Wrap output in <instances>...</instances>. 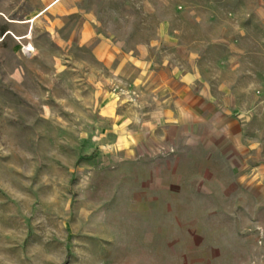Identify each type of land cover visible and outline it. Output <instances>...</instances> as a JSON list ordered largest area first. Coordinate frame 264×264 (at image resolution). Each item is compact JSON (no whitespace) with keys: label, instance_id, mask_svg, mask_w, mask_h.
Wrapping results in <instances>:
<instances>
[{"label":"rangeland","instance_id":"rangeland-1","mask_svg":"<svg viewBox=\"0 0 264 264\" xmlns=\"http://www.w3.org/2000/svg\"><path fill=\"white\" fill-rule=\"evenodd\" d=\"M45 7L0 0V264H264V0ZM223 51L249 166L143 123L158 71L197 88Z\"/></svg>","mask_w":264,"mask_h":264},{"label":"crops","instance_id":"crops-1","mask_svg":"<svg viewBox=\"0 0 264 264\" xmlns=\"http://www.w3.org/2000/svg\"><path fill=\"white\" fill-rule=\"evenodd\" d=\"M57 1L44 0L45 9ZM43 11L44 8L33 16H40ZM222 54L223 57L215 60L218 70L208 67L206 84L197 88L190 71L180 72L179 78H174L172 72L158 71L161 77L157 87L159 91L154 92L151 111L143 123L158 134L154 144L168 150H172L177 140L195 137L201 127L206 126V137L215 148L223 152L221 146H224L237 155L238 159L231 162L233 166H249L255 158L250 154V145L245 142L246 128L241 124V115H245L246 102L251 101L252 104L255 95L251 90L236 88L235 79L231 82L222 80L219 68L227 66L228 60L224 51ZM234 57L229 58L232 69L236 63ZM121 65L123 67L125 63Z\"/></svg>","mask_w":264,"mask_h":264}]
</instances>
